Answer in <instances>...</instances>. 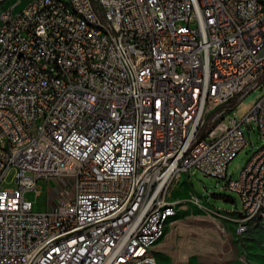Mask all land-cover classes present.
Here are the masks:
<instances>
[{
    "label": "built area",
    "instance_id": "built-area-1",
    "mask_svg": "<svg viewBox=\"0 0 264 264\" xmlns=\"http://www.w3.org/2000/svg\"><path fill=\"white\" fill-rule=\"evenodd\" d=\"M72 6L86 23L62 0L0 12V264H158L167 228L155 222L180 204L162 183L191 169L238 195L245 232L264 211V146L237 181L226 172L242 127L264 135V93L241 119L229 112L264 81V0ZM11 170L16 187L3 189ZM59 178L73 180L72 199L61 191L33 213L24 193Z\"/></svg>",
    "mask_w": 264,
    "mask_h": 264
},
{
    "label": "rangeland",
    "instance_id": "rangeland-1",
    "mask_svg": "<svg viewBox=\"0 0 264 264\" xmlns=\"http://www.w3.org/2000/svg\"><path fill=\"white\" fill-rule=\"evenodd\" d=\"M13 3L14 0H6L0 6V12ZM260 84L233 107L230 118L241 119L252 109L264 93V81ZM242 131L246 146L227 166V180L237 181L251 155L264 146V135H260L254 125L250 130L242 127ZM13 179L14 170H11L1 187L15 188ZM72 183L73 180L67 178L39 181V195L31 190L25 192L23 198L31 202L33 213H43L50 208L48 204L52 199L58 201L61 191L67 199H72ZM224 183L204 177L193 169L172 181L168 198L180 204L170 221L174 224L168 226L165 238L157 246L161 254L157 257L158 264H264V224L252 223L245 232L237 234L232 213L242 211L241 203L236 193L223 189ZM192 197L200 203L195 204Z\"/></svg>",
    "mask_w": 264,
    "mask_h": 264
},
{
    "label": "bare ground",
    "instance_id": "bare-ground-1",
    "mask_svg": "<svg viewBox=\"0 0 264 264\" xmlns=\"http://www.w3.org/2000/svg\"><path fill=\"white\" fill-rule=\"evenodd\" d=\"M62 8L64 10H70L71 15H75V21L77 23H86L87 15L83 12H78L77 6H72V0H62ZM5 27V19H1L0 28ZM90 31L96 32L99 34L103 41L104 45H111V31L108 27L102 26L100 23H90ZM174 179H169L168 182L162 183V191H168L170 185ZM176 211H171L167 215L159 216L155 222V231L156 233H165V229L168 228L170 221L175 217ZM255 222H260L264 224V211L255 213L251 217L249 225ZM159 263V262H158ZM118 264H145V257H136L135 261L130 262H120Z\"/></svg>",
    "mask_w": 264,
    "mask_h": 264
},
{
    "label": "trees",
    "instance_id": "trees-1",
    "mask_svg": "<svg viewBox=\"0 0 264 264\" xmlns=\"http://www.w3.org/2000/svg\"><path fill=\"white\" fill-rule=\"evenodd\" d=\"M234 103H230L229 105H227V110H231L230 107H233Z\"/></svg>",
    "mask_w": 264,
    "mask_h": 264
},
{
    "label": "crops",
    "instance_id": "crops-1",
    "mask_svg": "<svg viewBox=\"0 0 264 264\" xmlns=\"http://www.w3.org/2000/svg\"><path fill=\"white\" fill-rule=\"evenodd\" d=\"M170 201V200H169ZM174 224V222L172 223V225ZM158 249V248H157ZM160 251V250H159Z\"/></svg>",
    "mask_w": 264,
    "mask_h": 264
}]
</instances>
